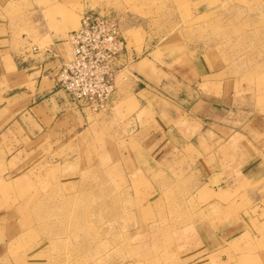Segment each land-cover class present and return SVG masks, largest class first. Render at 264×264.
Listing matches in <instances>:
<instances>
[{
	"label": "rangeland",
	"instance_id": "374dc122",
	"mask_svg": "<svg viewBox=\"0 0 264 264\" xmlns=\"http://www.w3.org/2000/svg\"><path fill=\"white\" fill-rule=\"evenodd\" d=\"M99 12L118 17L127 49L150 60L149 73L165 85L177 77L196 88L201 71L223 72L217 80L231 100L240 99V134L264 160V0H8L5 6L15 39L43 31L62 38L78 27L82 13ZM129 79L127 70L117 76L120 93L107 109L81 112L83 122L65 151L71 157L16 159L8 165L12 173L0 174V215H8L3 229L14 254L31 255L35 264H186V236L214 200L199 192L211 184H203L197 164L186 169L192 160L180 162L185 153L169 136L182 139L176 134L182 124L174 129L161 117L153 148L143 153L132 144L136 108ZM174 95L162 93L153 103L159 117L171 114ZM229 160L231 174L238 161ZM237 264L255 262L242 253Z\"/></svg>",
	"mask_w": 264,
	"mask_h": 264
},
{
	"label": "crops",
	"instance_id": "0c3cea01",
	"mask_svg": "<svg viewBox=\"0 0 264 264\" xmlns=\"http://www.w3.org/2000/svg\"><path fill=\"white\" fill-rule=\"evenodd\" d=\"M7 2L0 0L2 175L12 173L8 165L16 159L59 157L65 160L71 157L65 151L73 144L77 128L83 122L81 112L86 110L76 107L70 97L54 85L53 75L58 66L68 61L67 35L72 30L62 38L43 31L33 38L15 39L5 13ZM39 44L44 45L40 47ZM127 56L129 67L126 70L129 80L133 81L130 94L136 108L135 127L130 139L132 144L143 153L149 145L153 148L161 134L157 132L161 117L169 120L174 129L182 124L184 134L176 130L180 134L176 133V136L182 139H175V134L169 136L174 147L185 153L181 155L180 162L192 160L189 166L184 165L186 169L198 167L205 177L203 184H211L199 192L201 196L210 193L214 199L210 206L209 203L206 205L210 214L204 215L200 226L186 236L190 242L183 246V260L186 264H237L244 253L251 256L255 264H264L263 152L250 144L254 143L250 137L249 140L240 134L244 127L236 114L239 113L237 104L240 99L231 100L229 91L217 80L224 75L223 72L201 71L196 88L190 84L181 85L177 77H171L165 85L166 81H162L158 73H149L153 69L150 60L140 59L129 49ZM120 89L121 86H116L111 105ZM171 90L175 95L167 100L173 104L169 106L172 112L166 116L163 112L159 117V108L153 107V103L160 101L158 96L162 93L170 95ZM149 110L150 116L145 120L144 113ZM224 151L238 161L231 174L228 172L231 158L225 159ZM63 165L64 161L48 172L49 175L59 174ZM24 170L21 171L25 174ZM7 218L8 215H0V264H35L31 255L26 256L23 252L14 254L9 247L8 236L3 229Z\"/></svg>",
	"mask_w": 264,
	"mask_h": 264
},
{
	"label": "built area",
	"instance_id": "2783aa9c",
	"mask_svg": "<svg viewBox=\"0 0 264 264\" xmlns=\"http://www.w3.org/2000/svg\"><path fill=\"white\" fill-rule=\"evenodd\" d=\"M119 23L113 12L82 13L78 27L67 35L68 61L58 66L54 85L80 109H107L116 92L117 76L128 67Z\"/></svg>",
	"mask_w": 264,
	"mask_h": 264
},
{
	"label": "bare ground",
	"instance_id": "6f19581e",
	"mask_svg": "<svg viewBox=\"0 0 264 264\" xmlns=\"http://www.w3.org/2000/svg\"><path fill=\"white\" fill-rule=\"evenodd\" d=\"M128 67H129V65H128Z\"/></svg>",
	"mask_w": 264,
	"mask_h": 264
}]
</instances>
